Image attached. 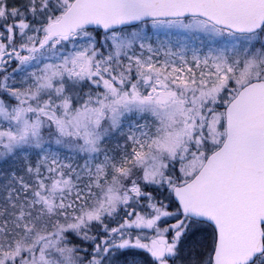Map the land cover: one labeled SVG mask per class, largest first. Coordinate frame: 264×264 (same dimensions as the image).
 Here are the masks:
<instances>
[{"label":"snow or ice","instance_id":"6c2138e0","mask_svg":"<svg viewBox=\"0 0 264 264\" xmlns=\"http://www.w3.org/2000/svg\"><path fill=\"white\" fill-rule=\"evenodd\" d=\"M0 264H264V0H0Z\"/></svg>","mask_w":264,"mask_h":264}]
</instances>
